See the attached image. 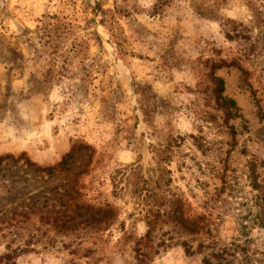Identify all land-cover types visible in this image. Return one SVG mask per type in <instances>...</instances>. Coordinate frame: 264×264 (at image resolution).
I'll use <instances>...</instances> for the list:
<instances>
[{"label": "rangeland", "instance_id": "rangeland-1", "mask_svg": "<svg viewBox=\"0 0 264 264\" xmlns=\"http://www.w3.org/2000/svg\"><path fill=\"white\" fill-rule=\"evenodd\" d=\"M0 161V261L264 264V0H0Z\"/></svg>", "mask_w": 264, "mask_h": 264}, {"label": "trees", "instance_id": "trees-1", "mask_svg": "<svg viewBox=\"0 0 264 264\" xmlns=\"http://www.w3.org/2000/svg\"><path fill=\"white\" fill-rule=\"evenodd\" d=\"M1 162V161H0ZM64 162L62 161V164ZM253 189L258 188V186L254 185L252 186ZM258 206L260 207L259 209V220L260 223H262V225H264V195L262 196V200L260 201V204H258ZM21 251V250H20ZM13 257L11 254H6L4 256H2V260L0 261V264H14V262H10V260H12Z\"/></svg>", "mask_w": 264, "mask_h": 264}]
</instances>
